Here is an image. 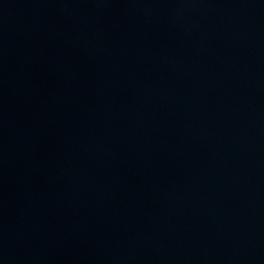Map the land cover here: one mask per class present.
<instances>
[{"label":"water","instance_id":"1","mask_svg":"<svg viewBox=\"0 0 264 264\" xmlns=\"http://www.w3.org/2000/svg\"><path fill=\"white\" fill-rule=\"evenodd\" d=\"M0 264H264V0H0Z\"/></svg>","mask_w":264,"mask_h":264}]
</instances>
